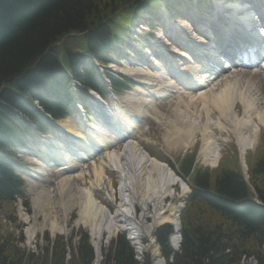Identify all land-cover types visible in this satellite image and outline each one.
<instances>
[{"label": "bare ground", "instance_id": "bare-ground-1", "mask_svg": "<svg viewBox=\"0 0 264 264\" xmlns=\"http://www.w3.org/2000/svg\"><path fill=\"white\" fill-rule=\"evenodd\" d=\"M55 42L50 47L54 46ZM96 48L101 50L102 43H96ZM188 58L191 62L190 57ZM56 60L61 63L59 54L56 55ZM112 68L123 75L132 76L145 87V91L134 89L123 96V100L128 104L127 108L112 109V115L116 120L112 127L118 134L124 136L123 149L112 150V143L108 138L109 126L101 119L97 123L94 119L90 127H85L81 121L75 125L69 118L56 123L55 127L61 139L57 142H51L49 139L40 141L39 152L35 155L40 159L37 162L38 171L46 165L40 156L46 160L50 157V160L53 158L55 161L61 158V162L70 164L76 162L74 158L81 157L85 161H90L91 181L88 186L78 189L73 184L75 179L82 177L81 173L76 176L59 174L54 190H36L34 194L30 193L33 215L19 212L20 218L28 225L26 233L30 239L36 231L32 220L35 223L40 217L42 218L40 229H48L52 235L61 234L66 231L69 213L77 210L75 224L88 230L95 250L94 264L101 262L103 236L109 240L120 231L127 232L131 240L137 242L139 234L150 237L159 225L169 223L175 228L170 236L172 246L175 247L178 242L176 229L179 208L172 203L166 206L165 203V200L174 193L173 188L177 186L178 181L163 162L151 158L140 142L134 140L136 137L134 132H137L135 122H138V119L151 118L161 128V141L167 148L180 146L190 149L196 138H199V156L207 166H215L219 160L215 132L231 133L235 138L238 152L243 157L256 142L257 125L264 124V105L260 107L251 100L248 92L243 90V85L239 87L240 81L218 78L211 80L212 78L206 74L199 73L201 70L199 64L180 69L185 79L182 87L179 89L175 87L172 90L176 102L172 105L168 117L155 110L152 100L170 93L172 89L166 84L162 73H153V70L146 69L144 65L129 66L126 61ZM3 77L1 79H5ZM45 81L53 83L52 78ZM1 87L2 84L0 89ZM2 92L3 89L0 90V93ZM22 93L25 100H28L24 92ZM236 102L242 105L241 118L235 112ZM214 111L219 115L215 122L211 118ZM202 116L204 120L201 119ZM20 133L21 129H17L13 134L9 133L7 138L3 136L6 145L0 152V158L10 159V156L5 157L6 154L16 153V145H22ZM52 145L54 149L51 148ZM17 148L20 151L25 150ZM96 150L102 152L103 156L96 159L94 154ZM107 170L115 172L119 180L120 204L114 212L103 206L94 194L96 191H103L111 195L113 189ZM53 191L56 195H53ZM186 191L187 188L182 186L181 195ZM136 208L139 214L136 213ZM150 250L154 264H161L157 248L151 246Z\"/></svg>", "mask_w": 264, "mask_h": 264}, {"label": "trees", "instance_id": "trees-1", "mask_svg": "<svg viewBox=\"0 0 264 264\" xmlns=\"http://www.w3.org/2000/svg\"><path fill=\"white\" fill-rule=\"evenodd\" d=\"M121 1L124 2L0 0V85L4 92L0 93V142L4 140L3 133L8 130L1 129L2 115H9L2 110L4 106L18 108L20 104L38 133L48 130L42 115L27 106L22 92L28 101L38 100L40 107L52 119L66 113L69 92L64 86L67 80L62 74L60 62L56 60L57 54L75 76L78 71L84 73L86 81L79 79L83 86H93V72L81 70L82 56L68 48L75 45L71 34L86 33L88 50L94 58L101 60L109 48V36L103 27L96 24ZM53 42L55 45L50 47ZM99 42L102 43L101 50L96 48ZM57 43L61 47H57ZM21 70L23 73H19ZM47 78H52L53 83L46 82ZM113 86L117 87L115 82ZM41 91L53 93L59 104L45 102ZM18 94H21L20 97ZM10 129V134H13L18 128L11 125ZM24 131H28L25 126ZM190 168L191 161L182 166L185 172H189ZM193 182L194 189L181 213L179 252L172 255L167 246L170 227L164 226L156 233L162 254L165 258L172 256V262L168 264H239L242 257H253L257 264H264V208L254 207L248 202L253 190L264 203V157L259 158L250 169L249 186L236 169L229 168L213 176L196 172ZM21 188L22 182L12 174L10 164L0 158V208L12 205L16 197L22 196ZM24 205L27 206L26 202ZM74 237L78 238L76 254L73 253L67 260L64 242L71 245ZM57 241L61 243L57 248L52 245L37 254H25L16 249L18 242L9 247L8 241L2 237L0 264H92L94 255L87 236L81 233L66 239L58 237ZM102 264L138 263L125 238L118 236L108 247Z\"/></svg>", "mask_w": 264, "mask_h": 264}, {"label": "rangeland", "instance_id": "rangeland-1", "mask_svg": "<svg viewBox=\"0 0 264 264\" xmlns=\"http://www.w3.org/2000/svg\"><path fill=\"white\" fill-rule=\"evenodd\" d=\"M180 23V22H179ZM112 98H109L108 100H106L108 102V104H111V106L113 105L114 107L116 106V102L115 100H111ZM117 102L120 103V105H122L123 107L125 106L124 103L122 102L121 98H117L116 99ZM238 110H236V112L238 111L239 115H243V111H242V107L241 105H238ZM166 108V107H165ZM72 121L74 123H77V117L76 115L72 116ZM90 124V122H88ZM147 124L150 125L149 126H145L146 127V131L147 133H145L144 131L140 132L141 135L140 139L144 140V138H147L148 141H146L145 143L142 142V146L145 150L148 151L149 147H153L155 150V156L157 157V159L161 160V157L166 158L169 160H173L176 159L180 154H182L184 152L185 149H181L180 147H176V148H167L166 146L163 145L162 141H161V136L162 133L159 130V128L155 125L154 122L152 121H146ZM264 127L260 126L259 127V131L258 134H263L264 133ZM143 133V135H142ZM218 138L220 139L218 144H219V148L221 150V152H224L227 149V145H229L232 141V138L228 135H224L221 134L220 136H218ZM122 145L123 144H119L117 147H115V150H120L122 149ZM158 151V152H157ZM253 151V150H252ZM251 151V152H252ZM153 152H150L151 155L154 154ZM157 154V155H156ZM96 158L101 157L100 154L96 155ZM19 159V172L21 173V175L23 174L24 177L26 178V183H25V197L28 200V204H29V211H26L23 208V205L21 204V200L17 201L15 203V205H3L2 208H0V238L3 237V239H6L8 241L9 247L15 245V241L18 242V244H16V249L19 250L21 253H35L37 254L39 251H42L44 248L46 247H51L52 245H54L56 248L61 245V243H59L57 241L58 237H62L63 239L66 238H70L72 236H74L75 234H81L82 236H88L89 238V243L90 245L92 244L88 230L85 227L82 226H77L75 224V220H76V211L77 210H72L69 213L68 219H67V223H66V231L62 232L61 234H54L52 235L48 229H40L41 227V223H42V218L38 217L39 219H36L35 223H33L32 220V224L34 225L36 231L34 233V235L29 239L26 233V229L28 228V225H26V223L20 218L19 212L21 211V213H25L28 215H33L32 212V207H31V195L30 193H33L38 189V190H54L56 182L58 180V174H64V175H69V176H76L77 172L75 170V168L68 166V167H64L62 169V166H60V168H52V167H46V169L44 172L46 173L45 176H38L36 174H34L33 172H31V170H38V167L34 166L33 164H31V161H35V162H39L36 161L37 159L33 156V155H29V157L25 154H19L17 156ZM257 156L254 157H250L249 154L246 155L245 157V162L246 165H248L250 167V165H252V162L254 160H256ZM34 162V163H35ZM226 164L230 167V168H237L236 164L237 162L235 161L234 158H228L226 161ZM81 168L80 169H84L85 167L87 168L86 170H83V172L81 173L83 175V177L79 178V179H75V182L73 184V186L75 185L78 189H80V187H84V186H88L89 181H91V173L90 171V163H84V164H80ZM247 166V168H248ZM66 168V169H65ZM67 170H72V172H66ZM32 175V176H31ZM249 175V174H248ZM36 176V177H33ZM107 176L108 178L111 180L112 184H113V188H114V192L116 193L114 195V192L112 191L111 193V197L109 195H107L106 193H104L103 191H96L94 194L96 196V199H98L101 204L103 206H105L110 212H114V210L117 208V206L119 205V197H118V187H119V180H118V175L114 172H110L107 171ZM192 174L190 173L189 178L190 180H192ZM31 178V179H30ZM30 179V180H29ZM193 182V180H192ZM32 189V190H30ZM35 189V190H34ZM175 191V190H174ZM53 195H56V192L53 191L52 192ZM182 199L183 198H176L175 196H172L170 198H168L167 200H165L166 206H168L169 204H175L178 205L180 203H182ZM136 213L139 214V210L138 208H136ZM8 217H10L11 219H8ZM149 224V223H148ZM164 225V224H162ZM161 225V226H162ZM122 233V232H121ZM119 234V233H118ZM126 234V233H125ZM128 235V234H126ZM114 239L111 238L110 240H106V237L103 236V239L101 241V245H102V256H101V263L104 259V254L107 253L108 251V246L111 242V240ZM78 242V238L74 237L72 244L70 245L67 242H64L65 250L67 251L65 256L66 259L70 260L72 254H76L75 253V248ZM72 246V248H69L68 246ZM145 254H143L140 258L143 259L145 256ZM36 256V255H35ZM139 258V257H138ZM147 258V257H146ZM75 259L76 256H75ZM94 259V258H93ZM148 259V258H147ZM94 262V260H92V263ZM149 264H153V262L151 260L148 261Z\"/></svg>", "mask_w": 264, "mask_h": 264}]
</instances>
